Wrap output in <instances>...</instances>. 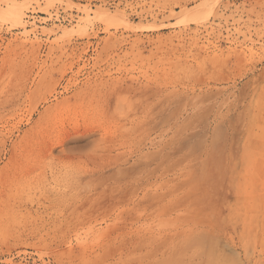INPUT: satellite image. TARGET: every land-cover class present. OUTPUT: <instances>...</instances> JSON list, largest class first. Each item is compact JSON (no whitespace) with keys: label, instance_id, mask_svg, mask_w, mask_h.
Wrapping results in <instances>:
<instances>
[{"label":"rangeland","instance_id":"1","mask_svg":"<svg viewBox=\"0 0 264 264\" xmlns=\"http://www.w3.org/2000/svg\"><path fill=\"white\" fill-rule=\"evenodd\" d=\"M0 264H264V0H0Z\"/></svg>","mask_w":264,"mask_h":264},{"label":"bare ground","instance_id":"2","mask_svg":"<svg viewBox=\"0 0 264 264\" xmlns=\"http://www.w3.org/2000/svg\"><path fill=\"white\" fill-rule=\"evenodd\" d=\"M19 18V17H18ZM19 19H21V17L19 18ZM21 21V20H20ZM151 96V95H150ZM151 98H152V96H151ZM160 103V102H159ZM181 105V104H180ZM154 107V106H153ZM153 110H154V108H153ZM152 110V111H153ZM151 112V111H150ZM160 112V111H159ZM163 113V112H162ZM166 113V112H165ZM156 115V114H155ZM154 117V116H153Z\"/></svg>","mask_w":264,"mask_h":264}]
</instances>
